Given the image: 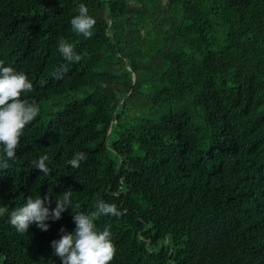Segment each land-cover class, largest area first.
<instances>
[{"label":"trees","instance_id":"trees-1","mask_svg":"<svg viewBox=\"0 0 264 264\" xmlns=\"http://www.w3.org/2000/svg\"><path fill=\"white\" fill-rule=\"evenodd\" d=\"M0 61L40 108L0 169V264H62L51 242L97 200L122 212L96 220L111 264H264V0H0ZM49 189L73 209L19 233L10 212Z\"/></svg>","mask_w":264,"mask_h":264},{"label":"clouds","instance_id":"clouds-1","mask_svg":"<svg viewBox=\"0 0 264 264\" xmlns=\"http://www.w3.org/2000/svg\"><path fill=\"white\" fill-rule=\"evenodd\" d=\"M78 15L71 19L72 30L90 38L96 20L88 14V8L81 3L77 8ZM58 51L68 62H79L81 56L76 53L71 43L59 41ZM33 83L23 71L13 66H3L0 61V144L3 145L5 158H0V169H8V161L16 159V150L24 130L38 116L39 106L29 99L22 98L33 91ZM47 154L40 156L35 168L44 175L50 173L46 164ZM87 160L84 152H76L68 163L73 168H79L82 161ZM53 202L51 189L42 198L30 196L22 207L14 209L9 214L10 224L21 234H26L30 225L35 224L42 231L50 227L46 221H57L69 207L73 209L72 190H67L55 196L56 207L50 209ZM8 212L6 207H0V216ZM122 212L117 205L97 200L94 210L85 213L73 212L75 230L67 232L60 229L61 236L51 242L54 254L61 258L62 264H111L116 248L112 239L110 226L102 230L97 227L96 220L102 216L119 217Z\"/></svg>","mask_w":264,"mask_h":264}]
</instances>
